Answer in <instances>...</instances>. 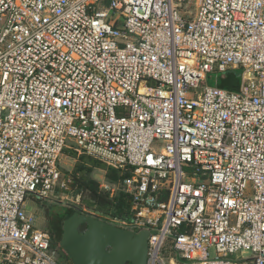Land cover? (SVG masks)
I'll list each match as a JSON object with an SVG mask.
<instances>
[{
	"label": "built area",
	"instance_id": "1",
	"mask_svg": "<svg viewBox=\"0 0 264 264\" xmlns=\"http://www.w3.org/2000/svg\"><path fill=\"white\" fill-rule=\"evenodd\" d=\"M67 150L121 175L147 264H264V0H0V264H62L26 203Z\"/></svg>",
	"mask_w": 264,
	"mask_h": 264
},
{
	"label": "water",
	"instance_id": "2",
	"mask_svg": "<svg viewBox=\"0 0 264 264\" xmlns=\"http://www.w3.org/2000/svg\"><path fill=\"white\" fill-rule=\"evenodd\" d=\"M149 237L148 230L136 233L76 212L63 222L60 247L73 264H147Z\"/></svg>",
	"mask_w": 264,
	"mask_h": 264
},
{
	"label": "rangeland",
	"instance_id": "3",
	"mask_svg": "<svg viewBox=\"0 0 264 264\" xmlns=\"http://www.w3.org/2000/svg\"><path fill=\"white\" fill-rule=\"evenodd\" d=\"M217 74H209L208 79L205 81V86H214L217 83ZM75 152L71 150L65 151V153L61 156L58 167L59 170L62 172V174H65L67 176H71L72 183H71V191L64 192L63 197L64 200L61 199V192L57 191L55 194L59 196L58 200H51L50 202H37L32 200H27L26 204H29L33 207V211H27L28 215L35 216L37 219L38 225L49 232L51 234L50 228H49V219L48 216L54 217L56 215L64 216V213H66L64 208H74L75 210H81L84 212V214L88 213L94 216H101L104 217L106 214H104L101 211H97L91 207V201L89 197V193L87 191H83L82 185L80 182H78V179L80 176H82L81 171L77 168L79 165H84L87 167H92L91 164H87V158L78 156L77 154H74ZM108 168L101 164L100 168H91V172L89 173V178L93 181L97 182L100 186L101 183H105L106 179L109 180L108 176ZM75 180L78 182L75 184ZM116 182V181H112ZM101 189V188H100ZM112 196V195H111ZM60 200V201H59ZM61 217V218H62ZM51 221V220H50ZM57 228L59 234L63 230L62 228V222L61 220L55 225V229ZM57 242L59 241L58 236H56ZM57 254H58V260L63 262L64 255L66 253L63 251V249L57 244ZM252 258L251 253L246 252H239L235 256H231L227 258L226 260L232 261L235 264H248L250 261H246L248 259ZM68 263V261H67Z\"/></svg>",
	"mask_w": 264,
	"mask_h": 264
},
{
	"label": "trees",
	"instance_id": "4",
	"mask_svg": "<svg viewBox=\"0 0 264 264\" xmlns=\"http://www.w3.org/2000/svg\"><path fill=\"white\" fill-rule=\"evenodd\" d=\"M240 76H241L240 70L229 71L225 74L224 78L220 79L214 86L230 91H235L238 88ZM82 157L84 158L85 156ZM86 158H87L86 161L87 164L89 163L92 165V167L95 168L101 167L100 162L88 157ZM87 166L79 165L77 167L82 174V176L79 177L78 182L81 183L83 191L85 190L89 193L91 207L97 211H101L104 214H106L104 217L98 216L97 218L103 219L104 221L112 224H115L113 222L114 219H130V216L132 214L131 197L122 192L118 193L115 196H111L110 193L100 189L98 183L89 178V173L91 172L92 167H87ZM107 176L109 180L116 182H118V180L121 178V175L116 170L113 169H108ZM78 182L75 180V184H77ZM74 212H76V210L74 208H71L67 210L66 215L60 218L62 222V228H63L64 220L67 219ZM56 224L57 223L55 222L53 224H49V228L51 231L50 235L52 238V246L54 248L58 247L57 244H59L60 246L63 236V230L59 234L57 228L55 229ZM56 236H58L59 238L58 242ZM61 263L73 264L71 259L67 256V254L64 255V260Z\"/></svg>",
	"mask_w": 264,
	"mask_h": 264
},
{
	"label": "flooded vegetation",
	"instance_id": "5",
	"mask_svg": "<svg viewBox=\"0 0 264 264\" xmlns=\"http://www.w3.org/2000/svg\"><path fill=\"white\" fill-rule=\"evenodd\" d=\"M64 209H65L66 212H67V210H69V208H64ZM76 212L84 213L83 211L78 210V209H76ZM76 212L72 213V215H74ZM64 215H66V213H64ZM72 215H70L69 217H71ZM61 217H62V216H60V215H56V216H54V217H52V218H51V216H48L49 223H50V224H53L54 222H55V223H58V222L60 221V218H61ZM69 217H68V218H69ZM50 220H51V221H50ZM86 228H87L86 225L81 226V227H80V232H82V233L85 232ZM128 264H130V263H128Z\"/></svg>",
	"mask_w": 264,
	"mask_h": 264
},
{
	"label": "crops",
	"instance_id": "6",
	"mask_svg": "<svg viewBox=\"0 0 264 264\" xmlns=\"http://www.w3.org/2000/svg\"><path fill=\"white\" fill-rule=\"evenodd\" d=\"M27 209H28V211H33V207L31 205H29V204H27Z\"/></svg>",
	"mask_w": 264,
	"mask_h": 264
},
{
	"label": "bare ground",
	"instance_id": "7",
	"mask_svg": "<svg viewBox=\"0 0 264 264\" xmlns=\"http://www.w3.org/2000/svg\"><path fill=\"white\" fill-rule=\"evenodd\" d=\"M88 215H91V214H88ZM92 216H94V215H92ZM95 217H98V216H95ZM103 220V219H102ZM114 225H116V226H118V227H121V226H119L118 224H114ZM121 228H123V227H121ZM125 229V228H124ZM139 233V232H138ZM63 264V263H62Z\"/></svg>",
	"mask_w": 264,
	"mask_h": 264
}]
</instances>
